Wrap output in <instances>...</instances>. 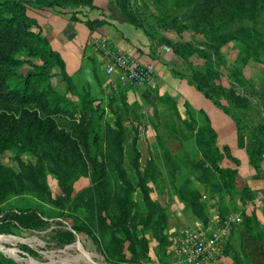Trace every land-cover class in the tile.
Listing matches in <instances>:
<instances>
[{
  "label": "trees",
  "instance_id": "16d2710c",
  "mask_svg": "<svg viewBox=\"0 0 264 264\" xmlns=\"http://www.w3.org/2000/svg\"><path fill=\"white\" fill-rule=\"evenodd\" d=\"M155 5L152 19L158 28L177 34L191 28L217 48L214 56L218 61L223 59L221 48H236L241 66L250 60L264 66V0H156ZM28 6L71 10L94 7L93 0H0V234L41 229L65 211L71 215L77 212L71 228L86 234L106 262L149 261V243L154 241L158 253L164 256L159 262L164 264L170 244L166 233L169 214L151 198L149 181L156 184L163 176L183 206L204 225L210 220L208 198L218 194L219 205L231 201L234 195L243 204L255 198L248 187L236 188V169L220 166L224 154L205 111L186 103L181 116L175 99L168 94L156 98L172 110L174 120L167 129L179 142L182 156L178 160L158 137L165 173L150 159L142 167L134 136L128 160L133 172L130 175L124 165L123 120L132 104L125 92L118 91L120 109L111 108L114 118L108 119L102 100L93 96L87 79L78 72L67 73L60 53L50 47L36 20L27 14ZM70 19L82 22L90 31L105 24L102 19H80L73 14ZM92 69L100 85L94 64ZM54 79L63 81L66 89L61 92ZM188 83L228 114L221 102L227 95L225 87L215 86L211 92L191 79ZM233 118L240 125L241 120ZM237 129L239 147L247 137L256 141L254 153L259 163L264 154V124ZM7 151L13 152L16 168L3 162ZM181 168L186 170L183 178L178 175ZM50 175L57 181L59 192L55 195L49 187ZM80 177H88L89 184L74 191ZM193 181L203 187L209 196L206 200ZM136 191L140 200L133 197ZM218 216L224 219L222 213ZM240 220L264 250V226L255 214L243 209ZM52 239L69 245L74 234L60 229ZM21 248L29 250L26 245ZM228 250L232 264H251L243 249L231 245Z\"/></svg>",
  "mask_w": 264,
  "mask_h": 264
},
{
  "label": "rangeland",
  "instance_id": "374dc122",
  "mask_svg": "<svg viewBox=\"0 0 264 264\" xmlns=\"http://www.w3.org/2000/svg\"><path fill=\"white\" fill-rule=\"evenodd\" d=\"M155 2L156 0H119L116 3V12L112 11L105 5V3L100 5L97 4L98 6L95 5L94 0L93 8L86 7L71 10L53 7L42 9L46 10L47 16H55L56 19L53 20H55V22L59 21L62 25L66 23V15L70 17L72 14L80 19L97 18L105 21V24L99 27L101 29L97 31V33H93L91 36L87 37L86 43L83 47V55H87L86 61L80 65L77 72L83 79H87L93 96L102 100V106L105 108L106 117L108 119L113 120L114 118L113 114L110 112L111 108L114 110L120 109L121 96L118 93L120 89L125 92L128 103L132 104V110L129 109V112H125L123 120V124L126 127L124 165L130 175L133 174L128 162L130 144L134 136L138 139V134H140V139L144 141L142 152L144 156L140 161L142 167H144L146 162L150 159L156 167L162 171V174L165 173V168L162 166L159 159L161 148L157 145L158 137H160L167 147L168 143L174 140L175 142L170 144V148L174 149V151L172 150L173 153H171L178 160L182 156L179 142L174 138L173 134L168 132L167 129V125L174 120L172 110L168 109L167 104L159 102L156 98L157 96L165 94L175 95L177 99L172 95L170 96L175 99L176 104L179 107L178 110L181 113V116H183V101L185 99L192 102L196 107L201 106V103L203 104L207 101L200 92L193 87H189L187 83H185L192 75L195 76V80L202 82V84L211 92L215 91V86H223L225 87L227 94L222 96L221 102L223 106L228 110L229 114L236 116L244 122L245 126H242L246 129L247 127L250 128L251 125L248 123L246 125V120L242 117V113L245 109L241 100L246 99L247 101L250 100L258 103L255 98V88L261 83V79H264V66L252 60H250L245 66H241L238 62V50L236 48H221L220 52L223 55V59L218 61L214 56L217 48L212 44L206 43L202 35L191 30V28L183 31L181 34H177L171 29L164 30L158 28L152 19L153 14L156 13ZM28 8L30 11L27 12V14L29 13L28 15L30 17L34 18L35 15L39 17L38 13L33 12V9L36 7L28 6ZM50 18L49 20H51ZM42 19L45 21L47 17L40 16V20ZM38 23L41 24L39 20ZM32 28L34 30L37 29L36 27ZM120 33L126 34L128 39L125 37L124 39L116 41L115 37H119ZM95 37H107L110 44L114 43L116 45L115 48L121 50L129 49L135 57L137 56L135 52H138L139 54L143 52L142 49L136 47L137 45L142 46L153 58L158 59L159 56H161L164 62L174 63L176 60H173L171 57H176L178 63L173 65V67L177 69L173 70V72L177 73V75H181V77L172 72L175 77L170 78L171 73L169 67L171 68V66L167 65L168 67H166L165 65L164 68L166 71H164V75L169 74L170 76H168V78H161V87H158L155 84L154 87H135L132 85L126 86L117 83L113 88L106 84V79L103 81L104 86H102L101 83L98 85L94 78V71L92 69L93 63L90 65V62L92 59L95 60V62L99 60V65H104V62H102L103 60L99 51H97V49H95L90 43ZM126 40H129V42L133 44V46H131L132 48H120L124 44V46H129L127 45L128 42H126ZM57 42V37L54 39L53 36L51 38V46L54 49H60ZM70 45L71 49L76 53L80 49L78 39L71 41ZM175 49L178 50L176 53L174 51ZM87 59H91L90 62H88ZM237 73H240V75L238 76ZM197 75L200 77H197ZM249 76H252L253 78L257 77L258 80L250 82L247 78ZM201 77H204V79ZM53 82L61 92L66 89L61 83L63 81H56V79H54ZM143 87H147V94L150 97H144L141 91H139V89ZM130 90L132 92L128 97L127 91ZM12 153L13 152L11 151L5 152L2 159L5 164L16 168V165L12 161ZM178 175L180 178L185 177L186 170L184 168L179 169ZM157 180L156 184L150 181L148 182L150 186V196L153 200L160 202V204L167 209L169 219L167 222L166 233L168 236H171L174 230L186 226L185 224L189 223L192 215L189 212L187 213L188 209L181 206V202L177 196L167 186L165 178L160 176ZM88 181V177H82L75 183L74 191L75 188L79 189L87 184ZM48 183L52 194H57L59 189L56 178L50 175L48 177ZM133 197L136 199L140 197V195L139 193L137 195L134 193ZM217 202L218 199L214 197L207 200L206 204L209 216L222 213L223 218H226V216L233 214L235 209H237L236 206H233L230 203V208L216 207L212 210V207H214ZM221 210L222 212H220ZM75 215H77V212H75L74 215H71L69 212L65 211L62 217L51 220L41 229H17L14 230L13 234H0V254L12 258L18 264H110L105 261L99 252L94 250L91 241L86 234L71 228V225L74 224L73 216ZM82 216L83 214L79 212L78 217L81 218ZM60 229L73 232L74 240L71 244L61 245L52 239L54 233ZM231 243L236 244V246L240 248L239 242L234 239ZM21 245H26L29 250L22 249ZM149 247V261H142L139 263L129 262L123 264H162V261H159L163 260L164 256L161 253H158L156 243L150 241ZM12 253L15 254V256H13ZM167 259L168 255L166 262Z\"/></svg>",
  "mask_w": 264,
  "mask_h": 264
},
{
  "label": "crops",
  "instance_id": "0c3cea01",
  "mask_svg": "<svg viewBox=\"0 0 264 264\" xmlns=\"http://www.w3.org/2000/svg\"><path fill=\"white\" fill-rule=\"evenodd\" d=\"M118 1L119 0H98V1L94 0V3L95 5L97 4L100 5L102 3H105V5L108 6L112 11H115L116 3ZM29 11L30 10H28L27 12ZM33 12L39 14V17L35 15L34 18L36 19L37 23H38V20L41 22V24L38 23L39 28L42 34L49 40V45L51 48H53L51 46V38L54 36V39H56L57 37L58 39L57 44L60 46V49H54V48L53 49L58 51L61 57L63 58L67 73L73 74L77 72L80 65L86 61L87 55L85 56L83 55V47L86 43L87 37L91 36L93 33H97V31H99L101 28H97L93 31H90L82 22L72 21L68 15H66L67 17L66 23L62 25L59 21L55 22V20H53V19H56L55 16H47L46 10L33 9ZM40 16H46L47 19L45 21H43V19L40 20ZM49 18L51 20H49ZM125 37H127L126 34L120 33L119 37H115V40L118 41L120 39H124ZM75 39H78L79 47H80L77 53L71 49V45H70L71 41ZM126 39H128V37ZM126 42H128L127 45L129 46H124L125 45L124 44L120 48H124V47L130 48L131 46H133V44L130 43L129 40L128 41L126 40ZM111 44L113 46H116L114 43H111ZM136 47L142 49L143 51L140 54L138 52H135L137 55L136 58L138 59V61L144 64H152L154 66L155 85H157L158 87L162 86V83H161L162 77L168 78V76L170 75H171L170 78L175 77L172 74V72L173 70L177 69L173 67V65L178 63V60L176 59V57H171L173 58V60H176L174 63L164 62L161 56H159L158 59L153 58L149 55V53L142 46L137 45ZM81 48H82V51H81ZM90 60L87 59L88 62H90ZM98 61L95 62V60L93 59L91 60V62H93L96 68L95 73L97 74L99 81H101L100 83L102 84V86H104L103 85L104 79H106L105 82L107 84V81L109 80L110 77L104 74L105 73L104 67L102 64L99 65ZM91 62H90V65H91ZM165 65L166 67H168L167 65H170L171 68H173L171 69L169 67V71L171 73L170 75L169 74L164 75V71H166L164 68ZM197 77H200V76L197 75ZM194 78L195 76L193 75L190 77L192 81L197 82L198 84L205 87V85H203L202 82L195 80ZM201 78L204 79V77H201ZM247 78L250 82L258 80L257 77L253 78L252 76H249ZM185 83H187L189 87H193L194 89H196L194 86L189 84L188 81H186ZM139 91H141L144 97H150L147 94V87H143L139 89ZM131 92H132L131 90L127 91V96ZM170 95L175 97V95L173 94H170ZM202 96L207 101H205L203 104L201 103V106L196 107L192 102L185 99L183 101V107L186 103H188L195 110L202 109L205 111V113L209 117V120L211 122L213 129L215 130L217 134V144L222 149L223 154H224L223 159L220 161V166L236 169L237 170V175L235 179L236 188L238 190H241L246 186L255 194V198L251 201H248L246 204H243L239 200L238 195H234L231 201L224 200V205L226 204L225 205L226 207L230 208V203L231 205L236 206L237 209H235V212L233 214L238 215L239 219L232 226L230 235L224 244V247H223L224 251L222 252V255L213 264H232L231 254L228 249L231 245H234L236 248H238L236 244L231 243L233 239L239 242L240 248L244 250L245 255L247 256L251 264H264V250H263L262 244L258 240L250 236V234L242 227V221L240 220V212L244 209L247 213L253 212L255 216L257 217L260 225L264 226V154L262 155V160L258 163L256 161V157L254 153L257 147L256 141L248 137L244 141L243 146L239 147L237 143V132H238L237 128L238 126H242V125L245 126L244 122L240 121L239 123L240 125H237L236 120L233 118L231 114L229 113L227 114L226 112H224L223 109L213 104L212 101L206 98L203 94ZM255 98L258 103L254 101L252 102L250 100L247 101L246 99L241 100V102L243 103L244 109H245L243 112V115H244V119L246 120L245 122L246 125L248 123L249 125L252 126L258 122H262L264 124V79H261V83L257 85V87L255 88ZM177 108L179 109L178 105H177ZM172 142H175V141L173 140L168 143V148L170 152H172V150L174 151V149L170 148V144ZM143 145H144V141L140 139V134H138L137 147L141 153L140 161L142 157L144 156V154L142 153ZM148 159H149V156H148ZM81 178H79L78 180H80ZM88 184H89V181L87 184L80 187L79 189L86 187ZM193 184L195 188L200 190L203 199H207L209 197L207 196V193L204 191L203 187L199 183L193 181ZM74 187H75V184H74ZM79 189L75 188V191ZM137 194H138V191L135 192V195ZM220 197H223V195H220ZM214 198L218 199V194L214 195ZM136 200H140V197L136 198ZM257 200H260V204L256 203ZM224 205L223 203L219 205V200H218L217 204L214 207H212V210H214L213 208H216V207L220 208ZM181 206L183 207L182 203H181ZM188 212L192 215V218L189 220V223L185 225L193 224L195 221L199 220L196 216L192 214L190 209H188L187 213ZM213 216H218V213L214 214ZM213 216H210V217H213ZM0 264H18V263H16L12 258L4 256L3 254H0Z\"/></svg>",
  "mask_w": 264,
  "mask_h": 264
},
{
  "label": "built area",
  "instance_id": "2783aa9c",
  "mask_svg": "<svg viewBox=\"0 0 264 264\" xmlns=\"http://www.w3.org/2000/svg\"><path fill=\"white\" fill-rule=\"evenodd\" d=\"M90 43L101 54L105 74L110 77L107 81L110 87L114 88L117 83L154 87L152 64L141 63L129 49L115 48L107 37H95ZM256 203L260 204V200ZM238 219L236 214L228 215L223 220L213 216L208 225L197 220L177 228L169 237L165 264H213L222 255L224 244Z\"/></svg>",
  "mask_w": 264,
  "mask_h": 264
},
{
  "label": "bare ground",
  "instance_id": "6f19581e",
  "mask_svg": "<svg viewBox=\"0 0 264 264\" xmlns=\"http://www.w3.org/2000/svg\"><path fill=\"white\" fill-rule=\"evenodd\" d=\"M11 254V253H10ZM13 254V253H12ZM13 256H15V254H13Z\"/></svg>",
  "mask_w": 264,
  "mask_h": 264
}]
</instances>
